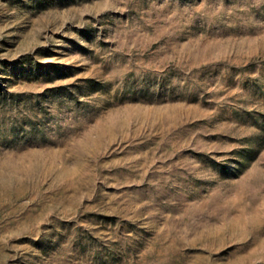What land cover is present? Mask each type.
<instances>
[{
	"label": "rangeland",
	"instance_id": "374dc122",
	"mask_svg": "<svg viewBox=\"0 0 264 264\" xmlns=\"http://www.w3.org/2000/svg\"><path fill=\"white\" fill-rule=\"evenodd\" d=\"M0 264H264V0H0Z\"/></svg>",
	"mask_w": 264,
	"mask_h": 264
}]
</instances>
